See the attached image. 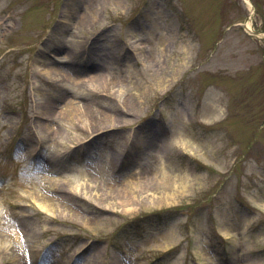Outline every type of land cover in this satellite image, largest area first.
Listing matches in <instances>:
<instances>
[{
    "label": "rangeland",
    "instance_id": "1",
    "mask_svg": "<svg viewBox=\"0 0 264 264\" xmlns=\"http://www.w3.org/2000/svg\"><path fill=\"white\" fill-rule=\"evenodd\" d=\"M250 3L0 0V264H264Z\"/></svg>",
    "mask_w": 264,
    "mask_h": 264
},
{
    "label": "bare ground",
    "instance_id": "2",
    "mask_svg": "<svg viewBox=\"0 0 264 264\" xmlns=\"http://www.w3.org/2000/svg\"><path fill=\"white\" fill-rule=\"evenodd\" d=\"M246 25H247V27L249 28V29H252L251 28V22L250 21H248L247 23H246ZM52 74H56V73H54V72H52V71H48L47 70V72H45V75H47V76H50V75H52ZM166 178H168V177H166ZM75 188V187H74ZM77 189H80L82 192H83V196L85 195V194H88V191H90L89 189H90V186H88V185H83L82 187H81V185H79L78 186V188ZM120 193V192H119ZM37 199H38V201L39 202H37V205L39 206V208L42 210V211H46V212H48V213H52V211H54V209L56 208V205L54 204V202H51L49 199H46V198H43V197H37Z\"/></svg>",
    "mask_w": 264,
    "mask_h": 264
},
{
    "label": "water",
    "instance_id": "3",
    "mask_svg": "<svg viewBox=\"0 0 264 264\" xmlns=\"http://www.w3.org/2000/svg\"><path fill=\"white\" fill-rule=\"evenodd\" d=\"M252 19H253V16H252Z\"/></svg>",
    "mask_w": 264,
    "mask_h": 264
}]
</instances>
